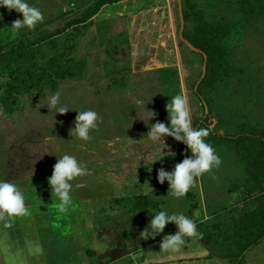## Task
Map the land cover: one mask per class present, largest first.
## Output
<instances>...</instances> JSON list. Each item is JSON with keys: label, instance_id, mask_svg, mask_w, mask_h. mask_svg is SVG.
I'll use <instances>...</instances> for the list:
<instances>
[{"label": "rangeland", "instance_id": "1", "mask_svg": "<svg viewBox=\"0 0 264 264\" xmlns=\"http://www.w3.org/2000/svg\"><path fill=\"white\" fill-rule=\"evenodd\" d=\"M40 1H29L43 13L34 28L0 27V54L8 49L23 62L19 72L0 73V180L39 195L38 183L49 185L67 153L85 168L71 197H90L95 212H183L198 231L239 247L253 224L264 232V0ZM57 89L60 104L98 113L88 141L70 137L75 110L54 116L45 106ZM178 93L192 127L209 128L205 140L221 157L201 175L203 200L187 205L169 199L157 170L171 171L190 150L171 136L165 148L143 138L149 124L168 123L165 105ZM144 105L155 112L149 122Z\"/></svg>", "mask_w": 264, "mask_h": 264}, {"label": "crops", "instance_id": "2", "mask_svg": "<svg viewBox=\"0 0 264 264\" xmlns=\"http://www.w3.org/2000/svg\"><path fill=\"white\" fill-rule=\"evenodd\" d=\"M35 3L39 7L42 2L35 0ZM13 11L0 7L1 28L10 29L15 17H22L21 14L14 16ZM7 178L4 180L13 182ZM205 182L199 176L180 199L170 191L168 197L183 198L186 205L203 200ZM26 186L23 194L28 214L16 216L7 224V217L0 218V264H238L237 256L243 258L239 264H264V244L260 243L264 236L256 244L239 247L238 239L227 244L219 241L214 233L200 228L197 230L200 235L185 237L181 249L171 253L160 249V244L165 235L175 233L177 228L165 225L163 231L153 237H140V232L152 218L150 215L120 213L119 210L98 213L87 206L94 201L88 196L73 197L66 210L60 211L45 182L38 183L36 191L39 195L33 187ZM163 189L166 188L163 186ZM116 198L120 197L107 202ZM233 200L238 199L233 197ZM222 202L219 198L218 203ZM97 203L101 204V201ZM197 213L192 212L194 218H198ZM246 229H242L245 236ZM231 259L235 261L232 263Z\"/></svg>", "mask_w": 264, "mask_h": 264}, {"label": "clouds", "instance_id": "3", "mask_svg": "<svg viewBox=\"0 0 264 264\" xmlns=\"http://www.w3.org/2000/svg\"><path fill=\"white\" fill-rule=\"evenodd\" d=\"M0 7L15 10L21 14L22 18L14 20L11 26L16 32L32 29L43 20L41 10L29 4L28 0H0ZM60 96L59 89L47 96L45 106L49 110H55L54 116L56 113L63 114L69 110H75L60 104ZM165 108L168 114V123L157 121L149 124V131L143 138H147L153 144L159 142L165 148L164 137L171 136L175 140L183 142L187 150H190L191 155H186L171 171H166L163 168L157 170L158 181L163 183L167 180L172 194L180 197L187 193L197 177L219 166L221 157L212 144L205 140V137L209 135V128L192 127L188 99L183 93L172 95ZM75 111L77 115L73 127L69 131L70 137L88 141L91 138V130L98 126V113L92 109ZM143 112L148 122L155 116V112L146 110L145 105ZM84 172L85 168L82 162L78 161L74 155L64 153L57 159L52 174L47 180L51 196L55 197L58 202L56 206L60 211H65L71 203L73 188L71 182ZM27 214L25 196L18 185L8 180H0V218L7 217L5 220V224H7L12 218ZM169 222L174 223L177 230L173 234L164 236L160 244V249L164 251L178 252L185 243V237L200 235L192 217L183 212L169 213L166 210H160L154 213L147 227L140 232V237L148 239L161 233Z\"/></svg>", "mask_w": 264, "mask_h": 264}, {"label": "trees", "instance_id": "4", "mask_svg": "<svg viewBox=\"0 0 264 264\" xmlns=\"http://www.w3.org/2000/svg\"><path fill=\"white\" fill-rule=\"evenodd\" d=\"M11 55H12V51H9L8 49H6L4 53L0 54V57H4L5 58L3 63L0 64V73L1 72H9L10 74H14V72H19V70L21 68H23V62L20 61V60H19V62L18 61L16 62V60H13L11 58ZM14 62H15V64H14ZM21 74H23V73H21ZM259 189H260V187L256 188L255 190H259ZM259 226H260V224H253V226H252L253 229L251 228L252 229V233L251 234H252L253 238L250 237L252 239L249 242H246L244 244V246H249L251 244H256L258 242V240L262 236H264V232H262L260 235H257L256 232H258L257 228ZM245 227H247V226H245ZM255 229H257V230L255 231ZM246 236H248V234H246Z\"/></svg>", "mask_w": 264, "mask_h": 264}]
</instances>
